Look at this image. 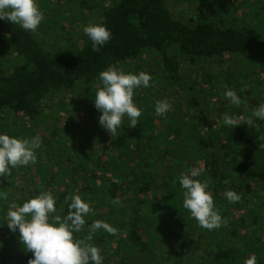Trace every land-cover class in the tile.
<instances>
[{
	"label": "trees",
	"instance_id": "trees-1",
	"mask_svg": "<svg viewBox=\"0 0 264 264\" xmlns=\"http://www.w3.org/2000/svg\"><path fill=\"white\" fill-rule=\"evenodd\" d=\"M112 1L99 11L97 24H104L111 32V39L99 52L93 51L88 36L71 53L59 45L48 48L44 43L47 39L0 19V35L5 37L8 54L19 60L11 73L0 72V122L8 114L39 121L51 101L62 107H83L89 117L86 127L76 130L75 138L59 136L51 130V138L46 141L47 163L36 156V166L30 163L11 168V175L0 177V213L10 210L9 201L21 206L50 191L56 201V212L51 214L63 217L67 215L70 197L78 193L93 211L85 217L83 232H74V238H85L95 220H114L125 235L122 240L131 242L132 248L125 249V254L134 250L171 252L181 239L182 229L189 226L181 222L183 217H190L183 207L181 174L190 173L203 161L207 173L195 179L212 182L206 191L212 194L215 209L228 222L227 226L207 229L210 249L206 260L210 264H244L246 254L256 251L257 264H264V220L260 221V212L252 210L239 218L230 216L233 208L250 205L254 194L264 201V120L251 116L252 102L246 100L249 108L243 110L240 125L233 128L218 123L203 128L206 124L193 113L192 122L173 114L161 121L155 113L158 88L151 81L149 87H143L142 97H133L141 109L137 126H128L130 121L125 116L114 136L99 124L101 112L94 106L97 84L101 83L99 73L134 62L147 51L159 54L156 71L167 84L184 91L187 80L182 65L186 62L238 54L250 64H264V10L253 5L259 18L258 24L251 25L240 24L234 14H226L225 6L218 14L200 8L190 21H185L172 13L169 0ZM37 2L43 13L41 24L49 22L47 27L54 29L67 12L79 10L84 14L89 6L87 0H62L60 13H55L47 11L52 0ZM49 13L52 14L48 16ZM201 105L200 98L193 97L188 103L189 111L192 106ZM249 118L259 131L246 123ZM107 137L109 141L104 142ZM219 147L225 149L226 156L222 170L215 160V149ZM37 150L35 154H39ZM39 169H49L41 186L19 196L13 190L16 174L23 170L27 176ZM228 190L235 191L241 199L229 203L225 198ZM3 193H8L7 199ZM115 198H119V204L112 203ZM4 223V233L16 235L15 239L5 237L0 245V261L8 264L16 255L9 241L14 240L18 248L24 246L22 255L28 251L19 232L10 231L6 220ZM106 235L110 234L98 230L89 243L101 250L103 264H114ZM127 257L122 258V263Z\"/></svg>",
	"mask_w": 264,
	"mask_h": 264
},
{
	"label": "rangeland",
	"instance_id": "rangeland-1",
	"mask_svg": "<svg viewBox=\"0 0 264 264\" xmlns=\"http://www.w3.org/2000/svg\"><path fill=\"white\" fill-rule=\"evenodd\" d=\"M62 0H52L51 7H47L48 12L54 11L60 13ZM89 4L85 7L84 14H81L79 10L67 12L60 20V26L57 28L47 27L46 24H40L37 31L32 32L37 37L47 39L45 43L48 48H57V45L67 53L74 52L84 42L86 34L83 31V27L89 24H97L99 19V11L102 7L109 6L113 3L112 0H87ZM38 5H40L37 2ZM169 7L172 13L179 19L190 21V18L194 16L195 11L200 8L207 10L209 13L218 14V11L223 10V6L226 8V14L230 16L235 15L238 22L247 23L251 25L258 24L259 15L254 12L253 5H258L260 9L264 10V0H169ZM93 8V9H92ZM49 13L48 16H50ZM7 43L5 37L0 35V72L8 74L11 73L15 64L19 62L15 56L8 54ZM174 51V50H173ZM172 51V52H173ZM160 63V56L156 51H147L137 58L134 62L127 64H118L115 68L122 70L124 73L139 74L140 72H146L151 75L152 81L158 93H155L159 100H167L171 105L170 110L159 116L161 121L167 114H173L175 117L182 115L189 122H192L193 113L199 118L200 121L206 124L203 128H207L212 123H218L219 126L224 124L223 118L225 114L235 116L242 121L243 110H247L249 106H253L254 110L260 104H264V64L255 65L250 64L248 60L241 55L232 54L225 55L223 58H207L196 60L194 62H186L182 65V71L186 76L187 84L186 90H179L175 85L167 84L168 81L157 73ZM159 72V71H158ZM163 77V78H162ZM151 82V81H150ZM232 84V86H230ZM102 87V82L97 84V88ZM227 89L234 90L241 98V104L233 106L224 98V92ZM143 87L134 90V96L142 97ZM133 96V97H134ZM199 97L201 106H192V111H189L188 103L193 97ZM246 100L253 104H245ZM86 118L82 120V117ZM88 114L85 108H71L62 107L57 104V101L49 102L44 108V112L39 121H32L26 117H15L13 114H8L5 120L0 122V134H7L10 137H16L21 139H31L39 136L41 139V146L36 156L43 159V163L48 162V149L49 144L46 142L51 138V130L54 129L59 136L67 134L68 137L75 138L76 130L80 127H86L88 124ZM160 123V122H159ZM233 128V127H232ZM109 138H104V142H108ZM225 149L219 147L215 149V160L217 168L223 169L225 162ZM37 160V159H36ZM33 166H36L34 163ZM20 168V166H17ZM203 167L204 172L207 173L206 167L203 161H200L196 168ZM36 169V167H34ZM37 172L33 170L31 174L26 176L25 171L20 170L17 174V181L13 190L21 196L24 192H29L37 189L41 186V179L49 171L39 169ZM53 170V169H51ZM189 174V173H188ZM85 185L83 184V187ZM22 192V193H21ZM78 194V193H77ZM79 195V194H78ZM22 197V196H21ZM82 198V196H81ZM1 203V202H0ZM10 205L14 203L10 202ZM187 210V209H186ZM252 210L260 212V221L264 220V201L259 198L257 194H254L251 198V204L246 206H237L231 210V218H239L247 213H251ZM189 211V210H188ZM7 213H0V245L5 237L12 238L13 234H5L3 229L5 227V220H7ZM189 218L183 217L181 222H186L189 225L183 228L181 231V239L177 241L176 248L173 251L169 250H155V251H136L134 250L130 254H125V249L132 248L130 240H122L125 235L117 227V221L110 220L118 231L116 235H106L105 238L109 239L111 243V257L114 264H210L206 260V256L209 253V237L207 229L198 226L197 221L194 220L190 213ZM55 215L50 214L49 220L53 222ZM4 221V222H3ZM85 228V226H84ZM83 228V230H84ZM138 228V227H137ZM78 232V234L82 233ZM264 232V230L262 231ZM245 236L248 233L244 231ZM264 235V233H262ZM16 235L13 236V239ZM78 239H81L80 237ZM10 248H13L14 257L19 254L24 261V264H28V261L32 256L28 257V253L22 255L21 251H24V246L19 247L14 240L9 241ZM240 248V245H237ZM162 251V252H161ZM25 252V251H24ZM153 252V253H152ZM258 255L256 251L246 254L245 259L250 258L251 255ZM126 255L127 259L122 263V258ZM1 262V261H0ZM3 263V262H1ZM13 264L14 261H10L8 264Z\"/></svg>",
	"mask_w": 264,
	"mask_h": 264
},
{
	"label": "clouds",
	"instance_id": "clouds-1",
	"mask_svg": "<svg viewBox=\"0 0 264 264\" xmlns=\"http://www.w3.org/2000/svg\"><path fill=\"white\" fill-rule=\"evenodd\" d=\"M0 19L19 25L25 31H37L43 19L37 0H0ZM84 33L92 42L93 51H100L101 46L111 39V32L104 24H89L83 27ZM102 87L95 92L94 106L101 112L99 124L114 136L122 125L123 118L128 117V126L136 127L141 109L133 102L134 90L150 86L152 77L146 72L137 74L124 73L115 67H110L99 73ZM224 98L233 106L241 104V98L232 89L224 92ZM171 108L167 100H158L155 104L157 116L166 114ZM252 117L264 120V104L255 108ZM223 123L230 128L240 125L235 116L225 114ZM246 123L259 131V126L249 118ZM41 139L36 136L31 139L10 137L0 134V177L6 179L11 175V168L27 166L36 162L35 150L40 148ZM204 172L203 167L193 168L189 174H181L179 183L185 189L183 207L189 210L199 226L212 230L227 226L214 207L213 196L206 189L212 183L210 180L201 182L196 177ZM7 199L8 193H3ZM229 203L238 202L241 197L233 190L225 192ZM69 198H66V202ZM119 204V198L112 201ZM93 209L80 195L70 197L67 215H56L50 222L49 215L56 212V201L50 191L24 202L21 206L13 204L7 213V226L12 232H19V238L27 251L33 253L28 264H103L101 250L89 243L93 233L103 229L110 235H116L117 229L107 222L95 220L89 225L85 238H74V232H81L86 224L85 217ZM30 217V218H27ZM244 264H257L253 254Z\"/></svg>",
	"mask_w": 264,
	"mask_h": 264
},
{
	"label": "built area",
	"instance_id": "built-area-1",
	"mask_svg": "<svg viewBox=\"0 0 264 264\" xmlns=\"http://www.w3.org/2000/svg\"><path fill=\"white\" fill-rule=\"evenodd\" d=\"M22 256L21 255H18V256H16V257H14L12 260L14 261V263L13 264H24V261L25 260H23L22 258H21ZM11 260V261H12ZM0 264H6V263H1L0 262ZM11 264V263H10Z\"/></svg>",
	"mask_w": 264,
	"mask_h": 264
}]
</instances>
